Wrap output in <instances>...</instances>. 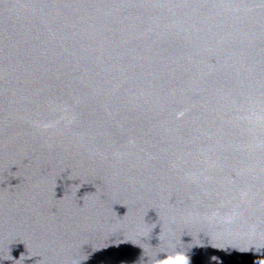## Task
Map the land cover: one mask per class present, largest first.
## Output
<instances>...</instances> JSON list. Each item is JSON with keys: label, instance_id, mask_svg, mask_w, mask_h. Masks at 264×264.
<instances>
[{"label": "water", "instance_id": "water-1", "mask_svg": "<svg viewBox=\"0 0 264 264\" xmlns=\"http://www.w3.org/2000/svg\"><path fill=\"white\" fill-rule=\"evenodd\" d=\"M264 264V0H0V264Z\"/></svg>", "mask_w": 264, "mask_h": 264}, {"label": "clouds", "instance_id": "clouds-1", "mask_svg": "<svg viewBox=\"0 0 264 264\" xmlns=\"http://www.w3.org/2000/svg\"><path fill=\"white\" fill-rule=\"evenodd\" d=\"M162 264H189V260L185 255L177 253L172 257L164 259ZM257 264H259V261H257Z\"/></svg>", "mask_w": 264, "mask_h": 264}]
</instances>
